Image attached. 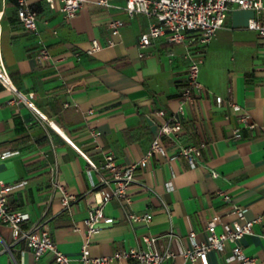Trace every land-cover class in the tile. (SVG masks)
Here are the masks:
<instances>
[{
    "label": "crops",
    "instance_id": "crops-1",
    "mask_svg": "<svg viewBox=\"0 0 264 264\" xmlns=\"http://www.w3.org/2000/svg\"><path fill=\"white\" fill-rule=\"evenodd\" d=\"M26 1L38 14V34L19 20L18 0H0V51L12 83L34 94L33 103L45 119L0 84V154L11 152L0 157V178L14 186L9 205L27 212L28 224L41 222L57 248L71 258L80 256L86 239L90 256L102 258L117 250L144 248V237L153 236L155 249L174 252L161 264H201L185 259L182 252L190 246L191 233L205 239L214 213L231 222L232 204L244 208L248 218L264 212V38L247 28L255 17L252 10L233 7L203 47L202 89L183 105L182 133L161 138L162 152L135 170L136 180L128 187L130 201L123 204L112 197L104 213L113 222H101L88 237L84 219L100 197L96 187L101 176L87 159L98 164L111 153L117 163L129 165L145 155L160 124L178 110L186 56L199 46L192 33L182 43L161 37L140 56L138 36L147 30L149 18L129 16L124 0H107L109 6L86 0L73 17L65 16L59 1ZM112 19L124 21L117 35L111 34ZM39 39L49 50L47 61L35 57ZM92 40L101 48L88 54ZM215 96L232 99L239 109L225 101L216 103ZM243 114L255 127L241 128V136L234 138L232 131ZM200 141L205 147L196 166L172 157L180 146ZM59 186L74 196L69 205ZM112 187L101 190L110 192ZM219 191L227 192L230 201ZM127 212H150L152 218L129 222ZM241 244L246 254L264 264L261 224H255ZM230 255L227 243L223 252L208 253L209 264H237ZM0 264L55 262L51 252L36 259L25 241L14 240L10 227L0 223Z\"/></svg>",
    "mask_w": 264,
    "mask_h": 264
},
{
    "label": "built area",
    "instance_id": "built-area-1",
    "mask_svg": "<svg viewBox=\"0 0 264 264\" xmlns=\"http://www.w3.org/2000/svg\"><path fill=\"white\" fill-rule=\"evenodd\" d=\"M59 1L61 3L60 10L67 17H73L86 0H45L47 3ZM101 4L109 6L107 0H99ZM233 7L241 9H249L255 13L247 22V28L256 31L264 38V0H124V11L129 16L143 14L149 18L147 30L141 32L138 36L139 55L143 56V50L158 38H165L171 43H182L187 35L192 33L194 40L198 44L197 51L188 52V65L186 69V83L182 89V99L178 110L168 118L164 119L159 126L157 136L152 140L151 145L145 155L137 162L129 165H121L117 163L115 156L111 153L105 154L98 164L92 163L89 159L88 165L91 169L99 172L101 179L99 185V199H96L89 206L87 216L84 219L86 234H91L99 230L101 222L111 223L113 218L106 216L104 206L112 198L116 197L121 203L125 204L130 201L128 187L135 182V170L138 166H144L149 158L155 152H162V137H178L183 131V105L186 102H193L195 94L202 89L199 81L200 65L203 63L204 51L206 46L213 38L216 30L224 25L229 12ZM17 16L25 28L38 34V14L26 0H18ZM124 25L121 19H112L109 22L112 35H117L120 28ZM111 44L112 41L109 40ZM38 51L36 54L37 61H47L50 59V53L47 46L42 40L38 41ZM101 44L97 40H92L87 53L91 54L100 50ZM0 84L12 90L17 98L25 102L30 108L36 112L41 118L45 116L38 110L33 103L32 92L23 93L16 89L15 85L6 70L4 60L0 51ZM216 103L226 102L233 109H239V105L232 99H224L221 96H215ZM158 114L164 115L163 110H159ZM254 128L255 124L249 121L246 114L239 117V126L232 131L234 138L241 136V128ZM205 142L200 141L197 144L182 145L172 157L185 159L192 167L196 166L201 158ZM11 152L5 151L0 154L1 158L9 156ZM213 176L218 173L213 171ZM114 184L111 191H102L103 187ZM14 188L13 185L6 184L0 178V223L6 224L12 231L14 240H24L27 248L31 250L33 256L38 259L47 252H51L55 264H106L108 261L120 258H132L135 264H161L163 260L174 256L169 248L159 251L154 248L156 240L153 236L144 237V248L129 250H117L112 255L94 258L89 253V240L86 239L81 246V254L78 258H71L60 251L48 229L41 223L28 224L29 214L21 210L11 208L8 201V194ZM62 190V200L64 204L69 205L74 196ZM223 199L230 201V195L225 191H219ZM164 209L169 213L168 207L164 205ZM230 214L235 216L231 222H224L218 213H214L206 224V236L204 240H197L195 235H189L190 246L183 250L182 255L185 259L194 262L199 261L201 264H209L208 253L210 251L223 252L226 244H230V258L235 260L237 264H259L254 256L244 252L241 240L245 235L251 234L255 224H261L264 227V212L252 218L245 215V209L232 204ZM126 218L129 222L139 220L149 221L152 214L127 212ZM221 226L218 231L217 227Z\"/></svg>",
    "mask_w": 264,
    "mask_h": 264
}]
</instances>
